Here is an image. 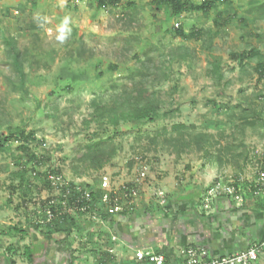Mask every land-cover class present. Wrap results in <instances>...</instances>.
Wrapping results in <instances>:
<instances>
[{
	"label": "rangeland",
	"instance_id": "rangeland-1",
	"mask_svg": "<svg viewBox=\"0 0 264 264\" xmlns=\"http://www.w3.org/2000/svg\"><path fill=\"white\" fill-rule=\"evenodd\" d=\"M263 1L231 0L217 3L207 14L169 17L156 0H116V6L106 9L98 8L96 0H0V125L14 134L36 136L28 147L41 157L34 164L30 151L18 148L17 141L0 146V216L5 221L1 230L15 233L14 226L30 224L50 195L33 178L28 198L12 193V174L21 168H59L69 181L95 180L98 185L101 173L111 174L117 183L130 181L140 160L148 167L145 191L150 174L161 164L169 168L210 161L221 171L234 165L220 168L195 149L177 156L162 136L153 140L177 122L194 125L186 137L211 134L214 148L209 151L230 144L233 134L236 143L246 144L256 171L264 152V78L259 81L253 70L256 58L242 71L231 54L250 48L264 54V18L247 11ZM217 12L222 13L219 26L214 22ZM177 23L185 34L200 30V37L180 38L175 34ZM8 35L25 54L26 81L18 91L7 83L12 77ZM213 55L221 62V79L210 73ZM139 81L161 100L155 121H123L115 132L110 123L92 118L93 101L110 104ZM171 108L178 111L163 117ZM245 110L256 124L242 131ZM108 136L114 137L118 151L104 170L77 159L85 144ZM224 175L219 174L214 186L235 180L230 174L223 181ZM152 191L157 196L161 191L166 199L164 191Z\"/></svg>",
	"mask_w": 264,
	"mask_h": 264
},
{
	"label": "crops",
	"instance_id": "crops-1",
	"mask_svg": "<svg viewBox=\"0 0 264 264\" xmlns=\"http://www.w3.org/2000/svg\"><path fill=\"white\" fill-rule=\"evenodd\" d=\"M186 163L158 165L149 176L150 192L144 187L135 210L127 214L71 216L69 223L49 230L34 229L29 223L18 233L0 228V264H140L134 258L136 250L161 252L167 264H179L180 251L186 247L204 248L214 258L263 241L264 197L244 189L240 203L233 196L218 195L210 208L203 205V195L222 172L223 181L233 174L246 187L255 173L252 162L241 168L229 165L223 171L210 161ZM154 189L165 192L164 206L157 203ZM4 222L0 216V225ZM251 264H264V249Z\"/></svg>",
	"mask_w": 264,
	"mask_h": 264
},
{
	"label": "trees",
	"instance_id": "trees-1",
	"mask_svg": "<svg viewBox=\"0 0 264 264\" xmlns=\"http://www.w3.org/2000/svg\"><path fill=\"white\" fill-rule=\"evenodd\" d=\"M156 1L159 4L165 6L167 13H169V17L180 16L183 13L194 11H200L203 14H207L209 13V11L217 8V3L223 2L231 4V0H202L200 3H195L194 0ZM116 5V0H96V6L98 8L106 9L109 6ZM247 11L249 13L254 12L258 17L264 18V1L251 6ZM221 19L222 13L217 12V15L214 19V22L217 26L220 25ZM175 34L182 39L199 38L201 31L191 30V32H189L188 34H185L180 24L177 23ZM209 43L210 44L207 45V47L211 45V41ZM5 46L8 53L7 56L10 59L9 61L12 68V77L7 78V83L10 90L18 91L19 89L23 88L26 81L27 74L24 70L25 54L22 50L19 49L16 39L10 35H8L5 39ZM231 55L235 60L237 59L239 61L238 64L242 67V71L246 70L244 68L245 65L250 64L249 62L256 58L257 63L253 67V70L258 74L259 81L264 78L263 53L259 52L255 48H250L249 50H245L241 53H232ZM182 56L183 55H181V57ZM212 57L213 60L211 62L212 68L210 70V73L213 77L221 79V62L218 57L214 55ZM160 103L161 100L157 98L156 93L154 91H150L148 87H146L141 83V81H139L135 83L131 89H129L128 91H124L123 95L119 98L114 97L113 101L110 104L93 101L91 104L94 108L92 118L97 121L105 120L116 129L115 132H118L120 129V124L123 121H155L159 115L158 110L160 108ZM246 110L245 113L241 116L243 126H240L239 128H241L242 131H244L245 127H253L256 124L254 120H249L250 118H247ZM175 111H178L177 108L176 110L172 108L168 109L162 113V116L171 117L172 115H174ZM86 122L89 123V121ZM192 127H194V125L188 126L184 122L173 123L171 124L170 130H168L167 128H163L161 131L157 132L155 139L153 140L156 141V137L158 139V136H162L164 139V143L171 147L173 154L177 156L182 152H188L191 149H195L201 152V154H203L205 157L212 159V161H215L220 168L224 164H234L233 166L241 168V164L245 166L246 162L251 161L250 151L247 150L248 148L246 144L244 142H241L242 140L239 141V143H236V138L233 134H230L232 139H230V144L220 146L216 151H214V149L212 151H209L211 150V148H214L211 134L200 132L186 137V135L189 133V129ZM13 141H17L20 143L18 145V148L24 151H30L31 154H29V156L31 159H34V164L40 161L41 157H38L36 153L28 147L31 142L37 141L36 136H34L33 134L25 135L23 131H21L19 134H14L13 132H10L9 127H7L6 129H2L0 125V146L3 147L4 145ZM117 151L118 145L115 143L113 136H108L106 138L100 137L93 142L85 144L83 146L81 154L77 156V159H79L84 164H87L91 168L104 170L105 167L110 164L112 159L115 157ZM263 154L264 152L261 153V156ZM49 173L62 174L59 168L54 167L45 168L44 171H39V169H36V167H32L30 171L26 168H21L16 172L14 171L12 174V183L10 184L12 189L11 192H20L21 198L23 197L22 199L25 200V198H28L29 194L32 191V183H30V180L31 178H33L34 180H37L38 183L50 193L51 182L47 177ZM14 180L17 181V184L15 186L13 184ZM235 180L238 181L239 178H235ZM235 184L238 185L237 183ZM70 185L74 186L73 181H70ZM82 185L89 187V185L86 183H83ZM92 195L97 196L93 193ZM45 202L46 200H44L43 204L40 206L39 212L43 211ZM78 215L84 214L80 213ZM78 215H69L62 218L59 217L46 225H40L36 221H31L30 225L34 229H54L63 224L69 223L68 221L72 218L71 216ZM12 230L16 233L23 231L22 227L18 226H14ZM27 257L28 260L31 261L32 255L30 251ZM139 263L149 264L147 261H141Z\"/></svg>",
	"mask_w": 264,
	"mask_h": 264
},
{
	"label": "built area",
	"instance_id": "built-area-1",
	"mask_svg": "<svg viewBox=\"0 0 264 264\" xmlns=\"http://www.w3.org/2000/svg\"><path fill=\"white\" fill-rule=\"evenodd\" d=\"M138 161L134 165L135 174L132 179L122 183H117L116 178L111 174L103 173L99 176L98 185L86 182L89 185L87 187L79 182H73L74 186H71L70 181L62 174L49 173L47 177L51 182L50 195L45 199L43 211H38L39 215L36 214L33 221L46 225L56 218L80 213L93 218L98 215L99 218L102 214L112 216L134 211L142 193V185L146 182L148 175L147 165L144 161ZM244 182L239 178L238 181L233 180L226 185L220 183L209 188L203 195L204 207L210 208L213 198L218 195L233 196L240 203L243 201L244 189L254 196L264 197V154L256 165L254 177L246 181V187L242 185ZM154 195L159 200V204L163 206L166 204L165 196L161 194V191L158 196ZM111 239L114 241L116 237L112 236ZM263 249L264 240L255 243L245 251L211 258L204 248L190 246L180 251L182 260L179 264H251L257 260ZM109 252H112V249ZM134 258L139 262L147 261L149 264H167L164 254L152 250H136Z\"/></svg>",
	"mask_w": 264,
	"mask_h": 264
},
{
	"label": "clouds",
	"instance_id": "clouds-1",
	"mask_svg": "<svg viewBox=\"0 0 264 264\" xmlns=\"http://www.w3.org/2000/svg\"><path fill=\"white\" fill-rule=\"evenodd\" d=\"M94 184V183H93Z\"/></svg>",
	"mask_w": 264,
	"mask_h": 264
}]
</instances>
